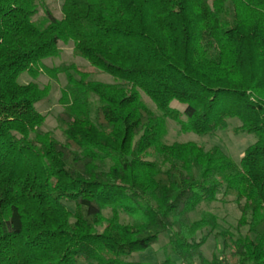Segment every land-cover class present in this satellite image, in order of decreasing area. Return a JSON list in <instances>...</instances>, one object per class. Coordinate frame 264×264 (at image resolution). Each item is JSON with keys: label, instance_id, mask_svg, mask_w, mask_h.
<instances>
[{"label": "trees", "instance_id": "1", "mask_svg": "<svg viewBox=\"0 0 264 264\" xmlns=\"http://www.w3.org/2000/svg\"><path fill=\"white\" fill-rule=\"evenodd\" d=\"M56 1L60 17L49 0H0V264H147L128 258L164 233L177 260L159 264H264V0ZM67 42L113 81L47 69ZM43 71L65 76L61 141L35 107L49 85L17 80ZM167 119L196 135L236 119L255 140L234 161L164 142ZM216 201L244 234L191 218ZM211 235L222 254L206 259Z\"/></svg>", "mask_w": 264, "mask_h": 264}, {"label": "rangeland", "instance_id": "2", "mask_svg": "<svg viewBox=\"0 0 264 264\" xmlns=\"http://www.w3.org/2000/svg\"><path fill=\"white\" fill-rule=\"evenodd\" d=\"M209 4L211 0H208ZM49 6L56 17H60V3L56 0H49ZM72 42L61 44L62 52L60 56L48 58L44 60V66L47 69L60 66L61 64L74 63L86 70L90 74V78L101 82H112L113 79L108 74L100 72L96 68L90 66L85 60L73 54ZM50 71H43L36 76H31L26 72L22 73L18 77V81L26 83L28 81H35L39 86L43 87L46 84L49 85L50 90L45 98L36 103V109L44 115V122L42 125L43 130L51 131L52 135L59 141L63 139L61 129L57 125L56 115L62 110L59 103V97L61 89L64 87L66 80L62 73H58L55 77L51 76ZM246 75V73H245ZM142 100L148 105V107L154 111L156 108L154 104L142 93ZM171 106L182 110L183 105L172 102ZM239 122L236 119H228L227 125L224 129L217 130L213 135H196L191 132H182L178 125L173 121L167 119L166 134L163 137V141L170 144L173 142H186L194 141L202 145L205 149L213 146H218L228 154L234 161H238L242 156L245 148L254 142L255 138L253 134L244 131H237L235 128ZM209 211L216 215V221L219 226V230L228 231L231 233L244 234L245 229L236 231V222L239 218V211L232 201L221 203L212 202L209 205L201 204L194 212L191 213V218L196 219L201 216V213ZM221 238H215L211 235L205 244L202 246V253L206 259H210L213 254H222ZM167 246V234L164 233L160 236L159 241L148 247L147 249L133 253L128 260L141 261L147 264H159L161 260L168 256L171 259L177 260V256L170 252ZM224 255H228L224 251ZM185 264V263H184ZM197 264V263H195Z\"/></svg>", "mask_w": 264, "mask_h": 264}]
</instances>
